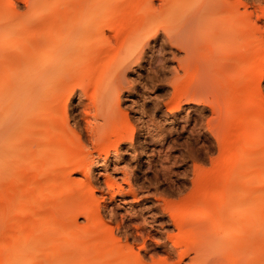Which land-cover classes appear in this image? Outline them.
Masks as SVG:
<instances>
[{
  "label": "bare ground",
  "instance_id": "1",
  "mask_svg": "<svg viewBox=\"0 0 264 264\" xmlns=\"http://www.w3.org/2000/svg\"><path fill=\"white\" fill-rule=\"evenodd\" d=\"M97 1L98 0H95L94 2ZM106 1L108 0H104V2ZM182 1H189V3L193 2V0ZM207 1L208 0H205L204 5L201 6L199 11L195 10L196 12H192L188 16L181 19V29L174 32L170 37L173 43L174 41H178V43L181 42L186 47V55L189 57L188 58L186 56L187 59H189L187 62H190V66L192 63L191 59L193 62H195V59L196 61L198 60L197 63L202 60L199 62V64L203 61L206 64V66H204V62L201 63V67L197 69L198 72H200L202 69L204 73L202 72V79L199 76L201 79L199 82L200 85L194 84L196 87L194 86L193 89L197 88V85L198 89H192V96H203L202 92H205V90L208 92L210 89L214 90L215 93L218 92L216 95L213 93L214 100L216 101L214 108H219L217 110L222 112L221 107L224 104H220L223 99L221 100L222 95L221 93L219 94V86H221V79H227L234 81L233 83L235 85L232 83L233 85L230 86L226 91L224 95V102L228 99L227 97H229L230 94H233V99H230L231 103H229L232 104L233 111H237L236 114L239 113L242 117L243 114L246 115L247 112L254 108H258L260 111L264 110V100L261 99L264 97H262L259 93L258 81L260 79H257L264 76V69H262L264 66H261L264 64L258 62L260 64L258 67L259 70L256 72L253 70L257 61L264 60L261 59L264 58V30H262L264 28L261 29L260 26H257L258 24L256 20L252 19L253 15L247 10V5H245V9L243 8L244 10L237 8L236 12H233V15H231L232 13L230 14L226 7H228L231 2V7H239V4L237 5L236 3L235 5V1ZM144 3H146L145 0ZM243 3L244 2L242 1V4ZM45 6V0H37L33 4V7L29 9L27 16H18V14L9 12L3 19V23H0V158H6V161L9 164V168L7 169L9 173L3 172V174L5 173L7 175H4L6 179H4L5 177L1 175L0 176L3 177L2 180H5L7 187L12 191L16 189V191H18V189L21 187L24 188L23 184L26 181L24 180V176H26L25 178L28 179L26 181L27 183L24 184V191L28 190L30 187H33L32 191H34L35 196H37L38 193H36L37 191L34 189H36V186H40L42 189H46L45 192L47 193V196L45 195V197L42 196V198H38L40 199L38 204L35 203V206L33 205L35 209L37 206L39 212H34L29 220L23 219L24 217L20 218L21 220H18L17 218L18 221L16 222H14L15 220L13 222L11 220V222L14 223L12 224L13 226L11 228L14 229V234L18 236L17 239L19 238L20 241L15 239V244H12L13 240L10 237L13 235H9V238L12 242L10 241L11 243L2 245L3 249L5 246V249L2 250L3 253H0V264L226 263V260H228V248L230 249V245L232 246V244H230V240H227V238L229 239L233 236L224 237V233H226L228 227L225 228L222 226L224 224L229 225V219L228 217H225L228 221L223 218L218 221V218L216 219L215 217L213 219H206V217L209 218L213 215L206 213L207 208L205 205L202 206L203 208L205 207V217L202 216V218L197 219L195 215L196 210L194 211L193 209L195 208L194 202L196 201V204H198L197 199L199 197L192 201V199H194H191L192 195H190L189 198L186 197L187 199L184 200L187 201H185V203L183 202L184 204L181 206V208L178 211H173L174 213H172V218L175 220V226H177L180 231H184L185 233L183 232V234L185 236L182 233H178V240L181 241L179 242L176 239V242L172 241L173 244L171 245H169L166 240L163 241L169 252L173 249L178 253L179 257L174 261L166 256L168 255V250L166 251L167 254H165V256L160 260H156L154 257H152L151 262H147L145 260L143 261L140 256H138V251H133L134 248L132 249L130 244L128 246L122 247L120 245L121 243L119 244L118 242H115L117 238L113 234L112 228H109L106 223H104L105 225L100 223V225H102H99L100 228L102 227L101 230L99 227V230L95 227H92L93 225H91V223H95L97 219L95 218V215L92 211L93 204H87L85 202L84 206L83 203L81 205L83 206V209H81L86 213L87 218L89 217L87 221L90 225L86 221L88 225L86 232H91L95 229L94 233L97 234V232H101L102 235H99L100 237L96 236V240L92 239L94 242L91 241L93 244L91 245V242H87V240L89 241L87 237L89 234L93 235L94 233H88V235H86L87 233H84L83 235L80 233L81 231H79L78 234L81 235L78 237V240L84 239L83 242H87V245L90 244L91 246L95 247L93 251L96 250V252H92V249L89 247L90 245L88 247L91 250H89L88 247H85L84 249L82 243L81 245L83 246L84 250L82 249V246L75 245L77 242L75 243L73 241H76L77 238L75 236H78L75 233V236H73L76 239L72 241L71 237L68 236L70 233L65 231L68 233V235L66 234V237L70 238V240H67L65 243V232L60 229L59 225L56 224V226L52 223V219L48 216L49 214L46 217L45 214L41 212L44 210L42 208L49 204V201L46 200V202H44V200L48 197L51 199L50 195L57 190L58 186L63 188L62 180L64 186L66 187H73L75 185V178L71 177L69 174L73 167H75V169H79L85 175V178H81L79 180L76 179V181H80L79 184L84 186L83 190H81L83 191V196H87L88 191L92 192L90 187L87 188L88 190L86 189V187L90 186L92 183L90 176L91 161L88 160L89 156L87 155L89 153L84 152L85 144L81 138V134L77 132L75 133V131L73 132L69 127L67 116L68 104L65 102V98H68V96L74 93L78 94L77 100L73 107L76 108L77 111L80 110V118L78 119L82 118L84 120L85 128L89 135L88 137H90L91 142L94 143V147L98 150L99 154L105 155L102 157L103 162L106 165V160L111 152H118V141L121 140V138H124L126 134L129 133V131L133 128L127 117L121 116L122 111L120 112L121 107L119 101L121 97V91L127 86H131L129 85V81H126L125 79L126 69L132 68V66L135 64L140 65V61L146 55L145 49L148 45H150L149 35L154 30V28L150 26V17L145 14L146 11L144 9L141 10V12H143L139 18L137 17V21L135 20V15L132 16L133 13L128 12L129 9L127 10V7L124 9L125 6L123 7V5H118V8H112L109 5H96L94 3H90L86 6H78L77 8L73 9L65 7L63 10H61V8L54 10V14H57V16L59 14L61 18L56 19L53 14H50L47 15L49 16L48 18L50 19L52 16V18H54V21H50L43 15V13H45ZM119 6H122L123 10ZM152 7L155 6L149 5L151 10ZM149 8L147 9L149 10ZM221 13H223V15H221ZM216 14L217 16H215ZM214 16L217 18H214ZM112 17L116 18V20H112ZM106 29L112 30L113 38H110V36L108 37V34L106 35ZM150 57L149 59H152ZM194 57L195 59L193 60ZM251 59L252 62H249ZM185 60L183 59V61ZM247 63H249L248 68H252V71L250 72L249 69V73L244 75L245 66ZM202 66L204 67L202 68ZM234 70H236V72ZM232 71H234V73H232ZM199 74L200 73H195L197 76ZM199 77L196 78L199 80ZM198 80H195L196 83H198ZM212 90H210L211 93L213 92ZM182 91L178 89L174 93L175 97L181 98L183 95ZM184 97H186V95ZM207 102L210 101L208 100ZM216 118H219V116L217 115L215 118L213 116L210 122ZM255 121L264 124V115L259 113L258 115L252 117L250 124H253ZM215 122H217V124L214 127L217 126L218 128L221 124V121L216 119ZM226 124L228 126V123ZM230 126L228 127L230 128ZM224 128L226 129V127ZM227 130L229 131V129ZM250 130L253 131L252 138L254 140H252V142L254 144H258L261 140L259 129ZM231 133L232 132H229L230 135ZM233 138L234 137H231L232 140ZM216 140L219 139L216 138ZM226 140L231 141L229 139ZM241 143H245L243 138L241 139ZM259 153L261 152L257 150L255 152L251 149L249 153H247L248 155L246 154L247 159H249V157L250 159H256ZM73 157L77 158L74 159ZM237 158L240 159L239 156H237ZM116 161V158L112 159L114 169L117 168ZM102 164L103 163H101V165ZM258 165H260V162ZM87 171H89V174ZM242 172L244 174H248V176L251 175L253 178H256L255 176L259 178L261 176L260 173H264L258 169V167L255 168V170L250 168L246 171L242 170ZM19 175H21L20 178L18 177ZM8 177L9 180L7 179ZM262 177H264V175H262L261 178ZM206 178L203 186L201 185L202 187L199 188L197 185L196 190L193 191V196L196 197L198 188V193L200 192L203 194V192H205L206 194L208 193V196L209 194L215 195L216 189L214 190L213 188V190L210 189V191H207L208 188L206 186V181L208 178L207 180ZM20 179H23L24 182H22ZM104 181L105 183L109 184L110 187H113L114 184H118L120 187L118 188L119 191L123 188L121 184L116 182L115 178H110L108 174H105ZM237 183L238 182H236V184ZM247 185L244 186L243 184V187H239V185L238 188H233V191H235V196H232L234 200L237 198L239 200V197H243V195L248 193L261 196L264 194V185L257 187H249ZM66 187H64V189ZM234 187L237 186L234 185ZM12 193L14 194V191ZM15 194H17V192H15ZM15 194L14 196H16ZM261 196H258L257 200L256 197L251 199H255L256 202H258V199L261 198ZM53 197L54 196H52V201L54 199ZM212 197L214 196L212 195ZM22 198L24 199L25 197ZM205 198L208 197L206 196ZM16 199L13 197V195L5 197L3 194L2 197H0V207L4 203H9L11 208L15 209V207H13V203H16L18 200ZM72 200L74 199L72 198ZM81 200L83 199L81 198ZM260 200L258 202L259 204L264 203V201L261 202ZM22 201L24 202L25 200ZM71 201H69L67 204H72ZM207 201L210 202V200ZM74 202L72 204L73 206L81 203H77L76 201ZM87 202L89 203V201ZM121 202L122 204L127 203L128 200L123 198V201ZM27 203L32 202L30 201ZM203 204L207 203L203 202ZM62 205L63 204H60V207L56 205L57 207L53 206L52 208L50 207L51 210H46L50 212L53 209V212L56 213L58 212V209L62 207ZM72 205H69V208L67 206L68 210L66 209V211L68 212L65 213H69L71 212L70 210L75 211L77 209L78 211H82L79 209L80 205L78 206L79 208L76 206L77 209H74L75 207H72ZM217 205L219 204L217 203ZM63 208L64 207L61 209ZM13 209L11 210L13 212L16 211L18 213V211H20L18 208V210ZM61 209L59 211L60 213L58 212L59 214H61ZM5 211L7 212V209ZM32 211H34V209ZM20 212V215H25L26 212L30 211L21 210ZM62 212L64 213V210H62ZM58 213H56V215H58ZM72 213L78 214L76 211ZM5 214L4 216H6ZM62 215L64 214H61V216ZM26 216L27 215H25V218ZM7 220L8 219L0 217V226H2V222ZM256 221L258 222L256 223L254 221L256 226L255 224H252L253 226L257 227L256 230L255 228L253 230L255 233H257V229H260V223L261 225L264 224V222H262L264 220H261V217L259 218V214ZM24 227H26L27 231L24 229ZM252 227L249 225V230H251ZM75 228L76 227H73L74 230L78 231L79 227L76 229ZM1 229L2 228H0V230ZM23 229L26 232L24 233L25 236L22 240L20 238L22 237L21 233ZM37 229H39L41 233L43 232L38 236V238L41 239L40 242L35 240V237L37 236ZM70 229L72 230V228ZM217 229L223 230L221 231L222 233L219 231L221 233L220 234L217 231V234ZM262 230L264 229L261 228V231ZM199 231H202L201 235ZM230 231L231 230H229V233H231ZM47 233H53V239L47 242L48 245H46V242L42 241V239L47 237ZM262 233H264V231H262ZM262 233H259L258 236H260ZM96 234H94V236ZM85 235L86 238H82ZM169 235L170 236H167L170 238L169 240H171V233ZM181 235L182 238L180 239ZM218 235L221 238L223 236L225 239L222 238L224 240H221ZM114 237L115 241L113 240ZM144 238L142 240H144ZM231 241L236 242L238 240L235 239L234 236V239L232 238ZM226 243H228V246ZM141 244V248H144L145 246L143 245V241ZM233 246L235 247L236 245ZM241 246L244 247L243 244ZM241 246L231 248L233 250L236 249V252H234L237 254V250L241 253L239 250L241 249ZM232 249L230 253H233ZM78 250L81 252L79 253ZM77 252L79 254H76ZM260 252L261 254L259 256L264 255L262 254L264 251L260 250ZM233 255L234 254H229L228 257L232 256L233 258H231V260L233 259V261H236L235 257H237L238 254L235 256ZM184 257H187V260H184ZM225 258L227 259L224 260ZM257 258L260 259L259 257ZM262 258H264V256H262ZM258 259L256 260L257 263ZM240 260L241 259L239 258V262ZM233 261H231V263H233ZM252 264L255 263L252 261Z\"/></svg>",
  "mask_w": 264,
  "mask_h": 264
},
{
  "label": "rangeland",
  "instance_id": "2",
  "mask_svg": "<svg viewBox=\"0 0 264 264\" xmlns=\"http://www.w3.org/2000/svg\"><path fill=\"white\" fill-rule=\"evenodd\" d=\"M36 1L37 0H0V23H3V19L9 12L18 14V16H27L29 9L33 7V4ZM45 1V13H43L45 18H48L49 16L47 15L50 14H53L56 19L61 18L59 14L58 16L57 14H54V10L60 8L61 10H63V8L65 7L73 9L77 8L78 6H86L90 3H94L96 5H109L112 8H118V5H123V7L125 6L124 9L127 7V10L129 9L128 12L133 13L132 16L135 15V20H137V17H140L141 13L143 12H141V10L144 9L146 11L145 14L150 17V26L154 28L153 32L149 35L150 45L146 47V55L140 61V65L135 64L134 66H132V68L126 69L125 79L126 81H129V85L131 86H127L126 88L122 89L120 94V112H124H121V116H126L129 122H131L133 128L129 131V133L126 134L124 138H121V140L118 141V152H111V154L106 160V165L103 162L102 157L105 155L99 154L98 150L94 147V143H92L90 137H88L89 135L86 131L84 120L82 118L78 119L80 118V110L77 111L76 108L73 107L74 103L77 100L78 94L74 93L68 96V98H65V102L68 104L67 116L69 127L73 132L75 131V133L77 132L81 134V138L85 144L84 148L86 149L87 146V149L86 151L84 149V152L89 153L86 154L89 156L88 160L91 161L90 176L92 182L90 186L86 187V189L90 187V190L92 189V192L88 191V195L83 196V191L81 190H83L84 186L79 184L80 181H76V179L79 180L81 178H85V175L82 171L73 167V169L70 170L69 174L71 177L75 178V182L77 183L74 182L75 185L73 187H66L64 186L62 180L63 188L58 186L57 190L54 192L55 194L53 193L50 195L51 199H49L48 197L44 200V202H46V200L49 201V204H47V206H45L46 204L43 205L45 206L42 208L44 210L41 211L40 209V211L43 212L46 217L49 214L48 216L52 219V223L54 225L57 224L59 225L62 231L70 233L68 235V233L65 232V243L67 240H70V238L66 237L67 234L69 237H71L72 241L77 238L76 241H73L75 243L77 242L75 245L82 246V243L85 249V247H88L90 244L93 245L92 242L96 240V236L100 237L99 235H102L101 232H99L101 234L97 232L99 229H102V227H99L100 223H103L102 225H105L104 223H106L109 228H112V232L117 238L116 241L115 237L113 239L116 243H121L120 245L122 247L128 246L130 244L132 249L134 248L133 251H138V256H140L143 261L145 260L147 262H151L152 257H154V259L156 260H160L162 257L165 256V254H167L166 251L168 250L163 241L166 240L169 245H171L173 244L172 241L176 242V239H179L178 233L183 234L184 232H182V230L180 231L179 228L175 226V220L174 218H172V213L178 211L181 208L185 201H187L184 200L187 199L186 197L189 198L190 195L193 196V191L196 190L197 185L199 186V188L203 186L205 178L207 177V191H210V189L213 190L214 188V190L216 189V192L215 195L212 194L214 196L212 197V195L209 194L208 196V193L206 194L205 192H203V194L200 192L198 193V188L197 193L195 192L197 194L196 197L191 196V199L194 198L192 199V201L196 200L199 197L197 199L198 204H196V201L194 202L195 208L193 210H196V218L200 219L202 218V216L205 217L206 213H209V215H213L209 218L206 217V219H213L215 217L216 219L218 218V221H220L222 218L226 219L225 217H228L229 221L227 219L226 220L229 222V225L224 224L222 226L225 228L228 227V230H225L226 233H224L225 235H223L224 237L233 236L230 237L231 239H234L235 236V239H237L238 241L232 242L233 240L231 241L230 238H227V240H230V244H232V246L230 245V249L228 248L229 252L227 254H234L233 256L237 254L238 255L237 257H235L236 261H233V259L231 260V258L233 257H228L227 255L228 260H226L227 258L224 259L226 260V263H231V261H233V263L231 264H252L253 261V263L255 264H264V258H262V256L264 255L259 256L261 254L260 250L264 251V247H262L264 246V233H262V231L264 230L261 231V228L264 229V226H262L264 224L261 225L260 223V229H257L256 231L257 233H262L260 234V236H258L259 233L257 234L255 233V231H253L254 228L255 230L257 228L255 227V222L258 223L256 221L258 218V214L259 218L261 217V220H264V206H262L264 205V203H260L262 205L258 203L260 199H262L260 200L261 202L264 201V194H262L261 196L257 194L248 193L243 195V197H239V200L238 198L234 200L232 197L235 196V191H233V188H238L239 185V187H241L243 184L244 186L248 184L247 186L249 187H257L260 185H264L261 184L264 183V177L261 178L264 173H260L261 176L259 178L257 176H255L256 178H253L251 177V175L248 176V174H244L242 172V170L246 171L250 168H253L255 170V168L257 167L262 172H264V160H262L264 159V124L258 121H255L253 124H250L251 118L258 115L259 113H262V115H264V110L260 111L258 110V108H254L247 112L246 115L243 114L242 117L239 113L236 114L237 111L234 112L232 109V104H230V99H233V94H230V96L227 97L228 99L224 102V95L226 91L230 86L234 84V81H230L227 79H221V86H219V94L221 93V95L223 96H221V100L223 99L222 102H224H220V104H224L222 106L223 109L221 107L222 112L217 110L219 108H214L216 103V101L214 100V94L216 95L218 92L215 93L214 90L210 89L213 91L212 93L210 92V90L208 92L205 90V92H202L203 96L199 95L197 97H193V92L191 93V91L194 86L196 87V85L194 84L200 85L199 82L202 79L204 73L202 69L201 71L199 70L200 72H198L197 69L201 67V63H203L204 61L201 62L200 65L199 62L202 60L197 63L198 60L196 61L194 57L193 60L195 59V62H193L191 59L192 63L190 66V62H187L189 61V59H187L188 56L186 55V47L181 42L178 43V41H174V44L172 42V39L170 38L174 32L179 31V29H181L182 24L180 20L188 16L192 12L199 11L201 6L204 5L205 0H193L192 3H189V1L182 0H145L146 3H144V0H108L106 2H104V0H98L97 2H94L95 0ZM231 1H235V5L237 3V5L239 4V7H231ZM231 1V4L226 7L227 11H229L230 14L232 13L231 15H233V12H236L237 8L240 10H244L245 5H247V10L253 15L252 19L256 20L258 24L257 26H260L261 29L264 28L262 27L264 26V0ZM242 1L244 2L243 4ZM128 2L131 4H129ZM141 2H143L144 4ZM148 3L150 6L153 5L155 7H152L151 10L149 8ZM123 7L121 6L120 8H122L123 10ZM147 8H149V10ZM221 15H223V13H221ZM215 16H217V14ZM215 16L214 18H217ZM52 17H50V19L48 18V20L54 21V18ZM112 20H116V18H113ZM105 33L106 35L108 34V37L110 36V38H113L112 30L106 29ZM151 53L153 54V57ZM2 54L5 55L4 53ZM149 57L152 59H149ZM183 59L187 60L183 61ZM261 61L256 62L255 67L253 68L254 72L259 70V63L264 64V62ZM249 62H252V59L249 60ZM248 65L249 63H247L245 66L244 75L249 73V71H252V68H248ZM204 66H206L205 62ZM204 66H202V68ZM262 69H264V67H262ZM234 71L236 72V70ZM234 71H232V73H234ZM195 73L200 74L197 76L195 75ZM199 76L201 77V79ZM193 77H199V80ZM257 79H260L258 81L259 93L262 97H264V76L259 77ZM195 80H198V83H196ZM198 85L197 88H194L193 90L198 89ZM177 88L181 91L183 90V95L181 96V98L175 97L174 93L178 90ZM185 95L186 97H188H184ZM261 99L264 100V98ZM208 100L210 102H207ZM212 115L214 116V118L217 117V115L219 116V118H216L217 120L221 121V124L218 128L217 126L214 127L217 124V122H215L216 119H213V121L210 122V120L213 118ZM226 123H228V126H232V124L233 126L237 125L234 126L236 130L233 128V126L232 128L231 126L229 128ZM238 126L241 127L239 128ZM224 127H226V129ZM227 129H229V131ZM250 129H259L261 140L258 144H254L252 142V140H254L252 138L253 131ZM229 132H232L231 135L229 134ZM231 137H234L233 140L231 139ZM216 138H218L220 141L216 140ZM242 138L245 143H241ZM226 139H229L231 141H228ZM250 142H252L253 144ZM250 148L255 152L256 150L261 152L256 157V159H250V157L249 159H247V153H249V151L251 150ZM242 155H245L244 157L246 158H244ZM237 156H239L240 159H238ZM73 158L76 159L77 157ZM114 158H116L117 160L116 169H114L112 163V159ZM259 162L260 165H258ZM101 163L103 164L101 165ZM8 168L9 164L6 161V158L4 159L1 157L0 175L5 177L4 175L6 174H3V172L9 173V171H7ZM87 173L89 174V171H87ZM105 174H108L110 178H115L116 182L123 186L122 190L119 191L118 188L120 187L118 186V184H114L113 187H110L109 184L105 183ZM1 176L0 197H2V195L4 194L5 197L13 195L15 199L16 196L18 199H16V203H13V207H15V209L11 208L9 203H4L3 205H1L2 208L0 207V217L9 220L2 222V226H0V228H2V231L0 230V249L2 248L0 250V253H3L2 250L5 249V246L3 249L2 245H6V243H11V239L13 240L12 244H15V239H17L18 237L14 234V229L11 228L13 226L12 224H14L12 222L14 220V222L21 220L20 218L23 217V219L29 220V218L32 217V214L34 212H39L37 206L35 209L34 204H38L40 200L38 198H42V196L45 197V195L47 196V193L45 192L46 189H42L40 186H36V189H34L35 191H37L36 193H38L37 196L39 197L35 196V192L32 191L33 187H30L28 190L24 191V184L27 183L26 181L28 179L25 178L26 176H24V180H26L23 184L24 188L21 187L18 189V191H16L17 189L13 190L14 194L15 192H17V194H15L16 196H14V194L12 193L13 191L7 187L5 180H2L3 177ZM18 177L20 178L21 175H19ZM4 179H6V177ZM7 179L9 180V177ZM24 180L22 179L21 181L24 182ZM200 181H202L203 183ZM236 182H238L237 184H239L240 182V184L237 185ZM198 183L202 184L199 185ZM234 185H236L237 187H234ZM64 187L66 188L64 189ZM52 196H54L53 201ZM206 196L208 198H205ZM258 196H261V198H259L258 202H256ZM22 197L25 198L23 199ZM254 197H256V200L254 199L255 201L251 199ZM72 198L74 200H72ZM81 198L83 200H81ZM123 198L127 199L128 202L122 204L121 201H123ZM219 199L222 201H220ZM22 200H25L26 202L24 201V203ZM29 200L32 203H27L30 202ZM207 200H210V202ZM69 201H71L72 204L74 201H76L77 203L81 202L76 205L77 208L80 207L79 209L84 206L85 202L87 204H93L92 211L95 215V218L97 219L93 224L90 220V223L91 225H93L92 227H95L97 229L99 227V229L96 231L98 235L94 233L95 229L91 232H86L88 227L87 223L89 224L87 219H89V217L87 218L86 213L82 210L83 208L81 209L82 211H78L75 205L73 206L71 203L67 204ZM87 201H89V203ZM203 202L207 204H203ZM82 203L83 206H81ZM217 203L219 205H217ZM60 204H63L62 207L64 208L61 209V207L60 209L61 214L64 215L61 216V214H59L60 209H58L59 213L56 212L58 213V215L53 212V209L50 212L47 211L51 210L53 206L57 207L56 205L59 206ZM69 205L75 207L74 209H77L75 211L78 214L72 213L75 212L72 210H70L71 212L69 213H65L68 212L66 211V209L68 210ZM204 205L207 208L206 213L204 210L205 207H202ZM5 208L7 209V212L5 211ZM17 208L20 209V211L28 210L31 213L26 212L25 215L27 216L25 218V215H20V211H18V213L16 211H11L12 209L18 210ZM33 209L34 211H32ZM62 210H64V213L62 212ZM4 214L7 217L4 216ZM63 217L65 218V220ZM252 224H255V226H253ZM249 225L250 227L253 226L251 230H249ZM73 227H79L78 231L74 230ZM70 228H72V230ZM24 229L27 231L26 227H24ZM24 229L22 230V237L20 238L22 240L25 236L24 233L26 232ZM220 229H217L216 233L217 231L218 233L223 231ZM38 230L39 229L36 230L37 236L35 237V240L40 242L41 239L38 238V236L43 232L41 233L40 230ZM229 230H231V233H229ZM79 231H81L80 233L83 235L84 233H87L86 235H88V233H94L96 235L94 236V234H89L90 237H87V239H89V241L87 240V242H92L87 245V242H83L84 239L78 240V237L81 235L78 234ZM199 232L201 235L202 231ZM74 233L78 236H75ZM168 233H171V240H169L170 238L168 236L170 235ZM9 235L13 236L10 237ZM86 235L82 238H86ZM143 235H146L148 237L145 236L144 238ZM224 237L222 236V238ZM143 238L144 240H142ZM181 238L182 235L180 236V239ZM222 238L221 240L225 239ZM52 239L53 233H49L45 239H42V241L46 242V245H48L47 242H49V240L51 241ZM17 240L20 241L19 238ZM141 240L144 242V248H141ZM178 241L180 242L181 240ZM226 244L228 246V243ZM242 244L244 245V247L241 246ZM91 245L89 247L92 249V252H96V250L93 251L95 247ZM233 245L236 246L234 247ZM79 246L76 247L81 248ZM239 246H241V249L238 248L241 253L237 250L238 253L236 254V249L233 250L232 248H236ZM90 248L89 250H91ZM231 249L233 253H230ZM78 252L76 254H79L81 251L79 253ZM262 254H264V252H262ZM166 256H168L169 259H172V261L178 259L179 257L178 253L173 249L170 250V252L168 250V255ZM256 256L260 259H258ZM239 258L241 259L240 262ZM183 259L187 260V257H184ZM257 259L258 263L256 261Z\"/></svg>",
  "mask_w": 264,
  "mask_h": 264
}]
</instances>
